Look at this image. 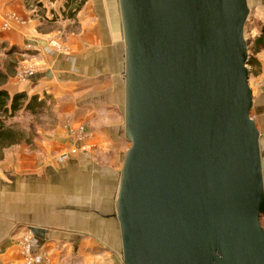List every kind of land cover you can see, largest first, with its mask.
I'll list each match as a JSON object with an SVG mask.
<instances>
[{
    "label": "water",
    "instance_id": "1",
    "mask_svg": "<svg viewBox=\"0 0 264 264\" xmlns=\"http://www.w3.org/2000/svg\"><path fill=\"white\" fill-rule=\"evenodd\" d=\"M123 264H264L248 0H119Z\"/></svg>",
    "mask_w": 264,
    "mask_h": 264
},
{
    "label": "crops",
    "instance_id": "2",
    "mask_svg": "<svg viewBox=\"0 0 264 264\" xmlns=\"http://www.w3.org/2000/svg\"><path fill=\"white\" fill-rule=\"evenodd\" d=\"M40 2L42 14L33 1L0 0V43L33 50L31 60L47 66L23 80L15 70L25 63H18L2 87L12 95L67 98L64 107L77 121L71 126L84 133L71 132L60 120L39 130L33 145L6 148L0 161V264H123L117 198L130 143L119 0H88L72 21L81 31L68 38V51L38 31L43 15L62 14L64 0ZM258 3L264 22V0ZM260 58L264 63V53ZM253 111L264 113L263 99H255ZM263 138L261 133V148Z\"/></svg>",
    "mask_w": 264,
    "mask_h": 264
},
{
    "label": "rangeland",
    "instance_id": "3",
    "mask_svg": "<svg viewBox=\"0 0 264 264\" xmlns=\"http://www.w3.org/2000/svg\"><path fill=\"white\" fill-rule=\"evenodd\" d=\"M52 2L56 0H51ZM255 0H248L250 6H252L253 12L250 16V19L248 20L249 22L246 24L245 27V36L248 38L249 41H252L256 38V35L259 34L261 25L263 24V21L259 19V16L257 13L258 10L261 9V6L258 3V0L254 2ZM44 9V8H43ZM53 11V10H52ZM59 14V13H58ZM52 16V14H51ZM57 17L58 21L57 22H52V23H47L45 21L41 22V24L38 26V31L41 34V36L44 35V40L50 41L51 44L56 49H61L68 51L70 43L68 41V38L75 33H79L81 30V25L77 22L68 21L61 19L60 15L57 16L55 11H53V16L51 18ZM255 18V19H254ZM257 18V19H256ZM41 38V37H40ZM43 38V37H42ZM18 46V45H15ZM52 46V45H51ZM20 47V46H19ZM21 49V47H20ZM16 50L11 54H7L6 50L2 51L0 53V63L1 65L6 68L10 67L11 65L15 64L17 67L19 66L18 63L22 65V63H25V66L31 67L32 65L36 66L37 70H42L44 69V66H46V63H35L31 60V56L36 54L35 51L30 50L29 53L24 51L23 49L21 50ZM250 51V58L253 56V52ZM264 53V50L261 52L257 53L255 57L257 58V64L255 65H250V70H251V75H250V82H251V87L253 90V96L255 97L256 101H260L261 99L264 100V63L262 59L260 58V55ZM26 55V56H25ZM32 61V62H31ZM36 61V60H35ZM45 62V61H44ZM47 62V61H46ZM32 64V65H31ZM22 66L21 68H23ZM27 67V68H29ZM21 68L15 72H18V77L21 78V73L19 72ZM31 77V76H30ZM29 79V78H27ZM26 79V80H27ZM46 96L49 97L50 102H52L53 107L55 109L54 113H51L50 111H46L44 114L40 116H23L20 115L18 118H20V121L22 120V125H24L25 128L27 129H34L36 128V133L33 132L35 135L34 138L38 139L40 133H38L39 130H49L52 129L56 126V124L60 120L63 122H66V125H68V129L71 130V132H75V134H82V128H80V125H76L75 128L71 126V123L73 125V122L75 121L74 117L72 116V112H69V109L67 110L65 106L68 107V99L67 98H56L55 95H52L50 93H46ZM64 100V101H63ZM57 108L61 110V112H56ZM252 117L256 120L258 127L261 129V133L264 136V113L259 114L255 111H252ZM31 126V127H30ZM73 132V133H74ZM38 133V134H37ZM262 142V153H263V158H264V138L261 139ZM36 149V147L34 146ZM31 147L30 149H34ZM97 158L105 164L104 158H102V154L98 153ZM262 225L264 227V218L262 220Z\"/></svg>",
    "mask_w": 264,
    "mask_h": 264
},
{
    "label": "trees",
    "instance_id": "4",
    "mask_svg": "<svg viewBox=\"0 0 264 264\" xmlns=\"http://www.w3.org/2000/svg\"><path fill=\"white\" fill-rule=\"evenodd\" d=\"M31 1L34 2L40 14L45 13L43 11V2H40V0H27L28 6ZM87 2L88 0H64L62 14L60 15L61 19L63 21H77L79 13ZM41 20L42 22L52 23L57 22L58 18H47L46 15H43ZM19 49L15 45L9 47L7 43H0V53L6 50L7 54H11ZM249 50L253 52L249 64L256 65L258 62L255 55L264 50V22L256 38L249 41ZM15 68V64L4 68L0 63V161L4 158L6 148L22 143L28 146L34 144L36 138H34L33 132L36 133V128L34 127L33 130L25 128L21 123L22 120L20 121V118H18L20 115L40 116L46 111H50L51 113L55 111L52 102H50L49 97L46 95L44 98H41L37 94L30 95L26 91L16 92L12 95L6 88L2 87L9 77L14 74ZM263 218L264 214L261 215L262 220Z\"/></svg>",
    "mask_w": 264,
    "mask_h": 264
},
{
    "label": "built area",
    "instance_id": "5",
    "mask_svg": "<svg viewBox=\"0 0 264 264\" xmlns=\"http://www.w3.org/2000/svg\"><path fill=\"white\" fill-rule=\"evenodd\" d=\"M29 66L26 65L23 68H21V70L19 71L21 73V79H23V80L27 79L30 76H33V75H35V73H37L36 72L37 71L36 66H34V65H32L31 67H29ZM27 67H29V68H27Z\"/></svg>",
    "mask_w": 264,
    "mask_h": 264
}]
</instances>
